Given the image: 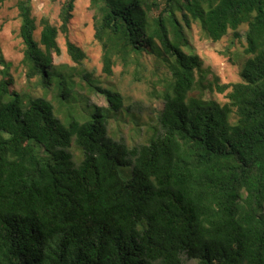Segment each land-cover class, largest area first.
Instances as JSON below:
<instances>
[{
    "label": "trees",
    "instance_id": "16d2710c",
    "mask_svg": "<svg viewBox=\"0 0 264 264\" xmlns=\"http://www.w3.org/2000/svg\"><path fill=\"white\" fill-rule=\"evenodd\" d=\"M8 2L26 81H55V99L81 107L64 124L66 108L17 91L0 55V264H264V0H88L106 75L143 56L165 69L157 126L133 146L108 132L121 93L81 73L108 107L91 105L53 64L59 38L74 64L86 58L69 40L75 0L55 22ZM193 25L212 43L244 29L240 81L203 66ZM213 92L226 102L201 96Z\"/></svg>",
    "mask_w": 264,
    "mask_h": 264
},
{
    "label": "rangeland",
    "instance_id": "374dc122",
    "mask_svg": "<svg viewBox=\"0 0 264 264\" xmlns=\"http://www.w3.org/2000/svg\"><path fill=\"white\" fill-rule=\"evenodd\" d=\"M64 0H33V13L35 17H48L51 22L57 20L60 4ZM92 12L88 9V0H75L74 21L70 26L69 40L81 48L86 58L81 64H74L68 57L64 39L59 38L61 49L59 56H53V64L64 67L75 74L73 77L75 90L86 97L88 103L96 107L107 108L104 97L99 93H88L85 89L86 80L78 75L89 74V78L101 88L116 89L124 98L123 113H119L117 120L108 121L110 136L118 141L122 140L128 146L143 144L149 138L151 129L157 126L156 116L162 109V87L167 78L161 63L147 56L140 58L138 64H131L128 68L116 65L112 74L106 75L101 61V49L92 37ZM18 21L15 9L11 2L0 5V55L2 59L11 64L9 73L13 77L14 87L17 91L28 94L31 98H43L51 101L55 108H66L65 117L57 115L64 124L67 117L74 118L76 110L80 111L81 104H68L56 100L57 84L51 81L50 86H44L37 80L26 81L24 69L21 65L22 45L17 37ZM244 29H241V38L231 43L229 35L216 43L207 40L200 30L193 25L188 33V39L196 55L200 57L203 66L219 79V84L236 83L240 81L239 70L243 65L244 55ZM0 66V70H1ZM199 96L198 91L193 93ZM203 99L216 101L220 104L226 102L224 94L204 93ZM127 110V111H126ZM107 114L106 112L104 113ZM113 117H116L112 115ZM38 154L39 146L35 145ZM75 163H78L79 154L71 148ZM194 264V263H189Z\"/></svg>",
    "mask_w": 264,
    "mask_h": 264
}]
</instances>
